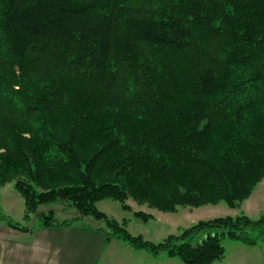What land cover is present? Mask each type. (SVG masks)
I'll use <instances>...</instances> for the list:
<instances>
[{"label": "trees", "instance_id": "1", "mask_svg": "<svg viewBox=\"0 0 264 264\" xmlns=\"http://www.w3.org/2000/svg\"><path fill=\"white\" fill-rule=\"evenodd\" d=\"M263 178L264 0H0V187L15 181L27 217L73 225L39 212L64 200L107 240L212 264L263 219L155 245L97 203L235 208Z\"/></svg>", "mask_w": 264, "mask_h": 264}, {"label": "rangeland", "instance_id": "2", "mask_svg": "<svg viewBox=\"0 0 264 264\" xmlns=\"http://www.w3.org/2000/svg\"><path fill=\"white\" fill-rule=\"evenodd\" d=\"M127 204L131 209L124 208L120 201L106 199L98 202L97 208L117 221L127 220V229L132 236H141L144 240L158 245L164 243L170 235H180L184 228H190L199 222L215 218H236L247 215L253 221L261 219L264 221V178L256 184L249 198L235 208L225 202H220L217 205L208 204L199 208L179 207L175 212H163L152 209L145 203L138 204L133 199H129ZM39 212L51 215V221L54 223H74L77 226L105 229L103 223L91 218L86 221H76L75 208L69 206L64 200L43 204L39 207ZM135 212H143L151 216L145 219L136 216ZM9 222L21 227L34 228L42 223L36 214H30L27 217L25 201L16 189L15 181H10L0 187V232L11 228ZM263 231L264 225L262 229L252 232L251 237L256 239L255 245L245 244L237 239L223 238L224 258L212 264H264V236H260ZM107 241L100 264H185L178 257H170L166 250L154 254L144 249H135L122 239ZM108 250H112V256L107 258Z\"/></svg>", "mask_w": 264, "mask_h": 264}, {"label": "crops", "instance_id": "3", "mask_svg": "<svg viewBox=\"0 0 264 264\" xmlns=\"http://www.w3.org/2000/svg\"><path fill=\"white\" fill-rule=\"evenodd\" d=\"M25 227L0 232V264H100L108 243L91 226Z\"/></svg>", "mask_w": 264, "mask_h": 264}]
</instances>
